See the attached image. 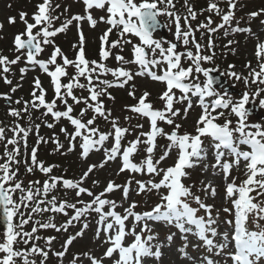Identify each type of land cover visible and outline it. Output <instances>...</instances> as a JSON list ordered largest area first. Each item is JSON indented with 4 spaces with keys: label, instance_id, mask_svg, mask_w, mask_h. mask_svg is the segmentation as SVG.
<instances>
[{
    "label": "snow or ice",
    "instance_id": "6c2138e0",
    "mask_svg": "<svg viewBox=\"0 0 264 264\" xmlns=\"http://www.w3.org/2000/svg\"><path fill=\"white\" fill-rule=\"evenodd\" d=\"M85 15H73L65 19L59 27L54 26L58 16H53L51 0H42L36 5V11L29 21L28 14L19 13L20 21L24 29L13 38L14 58L0 54V78L6 84H11L8 73L12 66L24 62L25 67L19 69L21 79L30 68H38L50 78V87L53 90L51 100L46 98V90L42 87L40 79L34 80L31 99L26 101L17 100L16 104L23 103V108L10 107L8 115L14 118L12 126H0V142H4L3 162H0V220L5 226L0 232V264H37L32 256L42 257L39 264H45L49 251L40 247L33 240H39L36 235L38 229H54L57 232L67 231L74 221L95 212L98 215L97 236L104 235V245H107L103 255L99 258L90 253H83L89 264H103L105 258L112 260V264H147L148 259L159 262L163 256L162 249L171 247L174 239L179 237L183 245L176 249L181 259L189 264H259L264 258V126L249 124L247 122V108L249 94L242 93L241 98L233 102L227 94L221 95L213 88L214 78L210 75L214 69L202 67V62L213 61V55H203L202 45L195 39L194 32L198 29L207 33H215L224 30L225 36L229 33H250L246 27H239L240 21L232 27L235 19L237 0H226L227 10H222L218 3L210 2L207 11L221 15V22L212 27L211 17L206 23H201L197 29H193L189 18L195 20L197 13L186 3L187 14L182 18L173 11V0H82ZM167 5V7H162ZM58 8L59 5H56ZM93 9L106 11V16H101L99 22L107 23L110 27L99 37V61L86 59V37L81 31V22H87L95 27L98 20L93 18ZM264 13L250 12L249 19ZM160 15H167L173 20L175 27V41H182L187 48L189 44L194 46L195 51L189 49L185 52L177 51V43L170 42L168 47L162 46L160 40L154 39V32L160 28L158 19ZM10 24L15 23V17H9ZM75 23L79 34L78 43L73 44L77 49L75 58L69 59L63 54L61 48L55 44V37L59 33L67 31L70 25ZM264 23V21H262ZM2 27V26H0ZM116 30L117 40H110L109 34ZM126 36L138 38L134 43ZM131 45L132 59L126 60L124 56L116 54L118 64H135L138 70L133 73L125 67H108L106 61L112 54V49ZM229 45L232 41L228 42ZM107 45V47H106ZM51 46L52 51L47 59H40V55ZM213 42L208 40L207 48H213ZM158 53V55H157ZM256 57L259 71L250 68V77H241L235 72L227 73L235 79H244L245 84H264V43L256 45ZM188 60L189 66L184 67L182 60ZM62 61V62H61ZM161 64L166 67L162 74H157L154 69ZM74 69V74L69 75L68 68ZM233 67L232 65L229 66ZM111 74L113 80L101 79L105 74ZM197 74V75H194ZM202 74L205 78L203 83L195 82ZM134 76H146L153 81L166 84L159 99L163 102L162 109H155L148 102L150 93L145 91L139 96L136 104L126 106V110L144 118L148 124L146 131H140L136 137L124 143L130 128L123 127L118 118H112L110 109L105 107L102 97L114 99L108 89L112 87H125L134 79ZM67 79V82H64ZM86 83H81V80ZM86 90L87 96H77L74 90ZM179 90L181 95L176 97ZM12 92L16 88L11 89ZM261 91L257 89V93ZM128 95L135 98V90L129 91ZM191 97H197L202 111L196 121L193 133H180V124L175 123L180 109L174 108L175 102H187L184 112L192 106ZM215 97L210 102L206 98ZM3 99L10 101L11 97L3 94ZM69 100L72 103H69ZM83 104L78 115H74V106ZM264 106V100L260 101ZM63 106L62 110L59 106ZM230 110L237 120L226 119L223 124L217 123L224 116V111ZM39 112L41 116L51 117L52 123L47 119L42 121L47 128H53L55 122L66 120L73 128L71 133L66 128L60 131L68 137V152H72L78 146L81 160L88 158L93 151H103V160L99 164H89L82 172L78 180L65 178L64 176L52 175L55 165H45L44 161L38 160V148L32 147L30 157L25 159V169L28 173L39 171L47 179L30 181L25 187L23 182L17 179L19 157L21 148L27 152L28 137L33 131L37 135V145L48 143L39 136L41 124L34 123L32 113ZM92 115L84 119L87 114ZM28 117L26 125L20 121ZM102 118L110 125V130L103 132L96 126V120ZM125 120L131 118L126 116ZM161 122L172 126L170 132H166L160 126ZM137 129H143V124L135 125ZM8 132L12 135L9 137ZM166 139L167 144L159 157H156V149L159 147L158 138ZM208 140V143H205ZM55 145L54 151L61 152L64 145L55 136L51 138ZM78 142V144H77ZM109 142L110 147H105ZM209 149L213 152L214 162L208 163ZM143 152L139 162H134L136 155ZM175 153L173 163L167 167H161V163ZM119 160L118 174L125 171L133 174H146L150 178L145 182L136 180L135 191L137 194H155L158 202L150 210L138 213L133 211L136 203L133 202L124 208L123 214L116 211L117 203L106 198V194L121 190L123 198L128 199L131 181L125 185H118L109 180L103 191L93 193L83 186L87 178L96 168H103L107 163ZM243 164L245 178L237 184L238 178H231V171L239 170ZM202 165V170L211 168L213 175L219 171L225 178L223 199L229 206L223 207L222 211L229 217L220 220V209H215L213 204H207L200 195L192 191L194 185H186L184 180L191 176L190 170ZM15 166V167H14ZM158 178V179H154ZM98 181H93L97 184ZM58 188H62L67 194L69 190L74 192L76 202L68 199L58 200L56 195H51ZM206 198L215 199L217 188L211 181L201 182L200 190ZM19 193L17 200L16 194ZM86 194L91 200L84 201L82 195ZM255 194V195H253ZM195 204L196 206H193ZM107 207V211L105 208ZM30 209V212L21 211ZM72 210L70 218L60 226L53 222L55 214L68 215L67 210ZM45 212L53 213L47 222L36 221L31 231H25L24 226L32 222L33 216ZM203 212V215L200 213ZM132 218V227L129 228L127 221ZM18 219V222H17ZM157 223L167 225L176 231H170L166 236V244L159 241V234L154 231L152 225ZM223 223L227 228L221 232L220 225ZM253 225L254 227H249ZM83 228L69 236L64 242V251L55 252L54 255L63 258L67 248L77 238L81 237ZM137 229H139L137 231ZM132 240L126 243L127 238ZM190 238L197 243L191 246L199 251L203 248L206 252L199 260L189 255L186 249L189 247ZM55 237H48L46 245H51ZM20 243L29 245L23 249L16 246ZM50 250V249H49ZM117 256L118 258L113 259ZM78 257L74 256L72 264H77Z\"/></svg>",
    "mask_w": 264,
    "mask_h": 264
},
{
    "label": "rangeland",
    "instance_id": "374dc122",
    "mask_svg": "<svg viewBox=\"0 0 264 264\" xmlns=\"http://www.w3.org/2000/svg\"><path fill=\"white\" fill-rule=\"evenodd\" d=\"M42 0H0V54L9 56L10 58H14V50H13V38L18 33V31H23L24 24L20 21L19 13L25 12L28 14L29 21L31 22V16L36 11V5L41 3ZM210 2H216L218 3L219 7L226 11L227 10V3L226 0H175V5L173 11L178 13L182 18L185 16L186 11V3L188 6H191L192 9L197 13V17L195 20H192L194 23L193 29H197V26L201 23H206L208 18L211 17L213 24L212 27H215L216 24H219L221 22V15H223V11L220 15H217L216 13L208 12L207 7ZM53 12V16H58L59 19L54 21V26L59 27L60 24L64 22L65 19L71 18L73 15H85L84 12V5L82 0H51ZM56 5H59L57 8ZM177 5V6H176ZM164 7H167V5H164ZM186 8V9H185ZM261 10H264V0H237V6L235 8V19L232 22V27L236 26V21H240L239 27H246L251 30L250 33H229V35L225 36L224 30H219L215 33H207L205 30L198 29L194 32L195 39L199 41L202 45L201 50L203 49V55H213V61L211 62H202V67L208 68V69H214L215 71L220 73V77L225 80V86H231L233 89H239L241 91V94H236L234 92L232 93H225L224 89L219 88L215 89L217 93H220L221 95L227 94L229 98L235 102L239 98H241L242 93L247 92L249 94V102L246 105L247 110H250V113H247V122L249 124H260L264 126V106L260 104L261 100H264V84H252L248 83L245 84L244 79L237 80L233 76L228 75L227 73L235 72L241 77H248L249 80H251V77L249 75L250 68L248 65H251V68L256 69V71H259L258 66V60L256 57V45L258 43H264V13L261 15L249 19L248 14L250 12H261ZM93 18L98 20V23L95 27H91L87 22H81V31L86 37V47L88 48L89 52L91 49H96L97 46L99 47L100 41L99 37L103 34L107 28L110 26L107 23L99 22V18L101 16H106V11L93 9L90 10ZM9 17H15V23L10 24L8 22ZM159 20L164 25V32L165 37L163 38L161 33L154 34V39H158L162 42V46L167 48L170 42H178L179 46L177 47V51L179 52H185L186 50H193L194 46L192 44H189L187 48L183 46L182 41H175V27L173 20L170 19L167 15H160ZM116 33V30H113V33ZM58 37L60 38L57 42V46L64 47L63 54L67 56V53H71L73 48V44L78 43L79 40V34L77 32V28L75 23L73 25H70L66 32L59 33L55 37V41L58 40ZM110 40H117L118 39V33L113 34L112 32L109 34ZM126 39H131L134 43H138V38L134 36H126ZM211 39L213 42V48L209 49L207 48L208 40ZM135 40V41H134ZM232 41V44L229 45L228 42ZM107 47V45H106ZM52 51L51 46H48L46 50L40 55V59H47ZM119 54L125 57L126 60L132 59L131 54V45H124L123 50L121 48L117 47L112 49L111 56L104 61V63L108 67H120L123 66L126 68V70H129L133 73H135L138 70V66L135 64H125L121 65L118 64L115 60V55ZM88 56V54L86 53ZM158 55V53H157ZM68 57V56H67ZM99 61V60H97ZM62 62V61H61ZM230 62H235L233 64V67L230 66ZM189 61L184 59L182 60V65L184 67L189 66ZM21 67H25V64L23 61L20 63L12 66V71L9 72L8 79L12 81V83L6 84L2 78H0V95L1 94H7L11 97L10 101H7L0 97V126H6L11 127L14 118L10 117L8 115V110L10 107L13 108H23V103L16 104L17 100L26 101L31 99V93L33 91V88L31 87L32 83H34V80L38 77L40 81L42 82L43 86H45L46 92L50 93L53 92L52 88L50 87V78L42 73L38 68L36 69H29L25 74H23V79H21V73L19 69ZM166 67L165 64H161L158 68L154 69V71L157 72V74H162V70ZM69 75L71 76L74 74V69L69 67L68 68ZM197 75V74H194ZM199 79L195 82L203 83L204 77L202 74H198ZM101 79H108L113 80L114 78L111 76V74H105L101 77ZM67 80V79H66ZM67 82V81H66ZM65 82V83H66ZM81 83H86L83 79L81 80ZM129 85V86H127ZM125 87H112L108 89L111 96L114 99H109L107 96L102 97L105 107L107 109L111 110L112 118H118L119 123L123 127L130 128V132L127 134L126 139L124 140V143L126 141L132 140L136 137V135L139 134L140 131H146L148 129V124L144 118H141L130 111L126 110V106H130L133 104H136L138 102V98L140 95H142L145 91L150 93V96L148 97V102H150L155 109H162L163 108V102L159 99L160 95L162 94L163 90L166 87V84L163 82H157L153 81L151 78L146 76H134V79L129 82ZM225 86H223L225 88ZM15 87L16 91L12 92L11 89ZM135 90V98L130 97L128 95L129 91ZM257 89H260L259 93H257ZM75 95L79 96H87L88 93L86 90H80L75 89L74 90ZM176 97H179L181 93L179 90H176L175 92ZM215 97L206 98V102H210L209 99H214ZM192 99V106L187 111V113L184 112V109L187 107V102L180 103L175 102L174 108L180 109L179 115L175 118V123L180 124L181 127L179 129V132L182 134L184 132L193 133L196 126V121L198 120L200 114H201V107L199 106V100L197 97H191ZM69 103H72L71 100H69ZM62 110V105L59 106ZM84 105L81 103L79 105L74 106V115H78L81 108H83ZM230 110L224 111V114L226 112H229ZM34 118V123L41 124L40 130H39V136L43 137L45 140L49 141L48 143H40L37 145V135L33 131L29 134L28 137V149L27 152L21 148V154H20V165L19 167L25 169L24 161L25 159L30 157V152L32 147L38 148V160L44 161L45 164L49 163H55L62 165L59 168L54 167L58 170H66V176L73 177L74 180H78L80 176L82 175V172L87 169L89 164H99L103 160V151H93L90 153L87 159L81 160L79 157L80 149L77 146L75 150L72 152H68V145L69 140L68 137L65 135V133H62L60 129L66 128L68 133H71L73 131V128L66 120H61L59 122L54 123L53 128H47L44 126L42 121L47 119V122L52 123L51 117H43L40 115L39 112L32 113ZM92 115L91 112L87 114V116L84 119L90 118ZM128 116L131 119L125 120L124 118ZM234 118H236L233 115ZM237 119V118H236ZM235 119V120H236ZM103 120V119H102ZM234 120V119H233ZM234 120V121H235ZM236 122V121H235ZM137 124H143V129H137L135 128V125ZM22 125H25L22 123ZM96 126L99 127V129L103 132H107L110 130V125L108 122L103 120V122L96 123ZM160 126L165 129L166 132H170L172 130V126H169L167 124H164L161 122ZM7 135L10 137L12 135L11 132H8ZM55 136L59 139L60 143L64 145V148L61 152L54 154V147L51 142V138ZM205 143H208V140H205ZM78 144V142H77ZM158 144L159 147L156 149V157L158 158L161 154L162 150L164 149L165 145L167 144V141L163 137L158 138ZM105 147H110V143L106 142ZM3 148H4V142H0V154H3ZM46 153L49 155V159H47ZM143 152L136 155L134 158V162H139L143 157ZM213 152L211 149H209L208 153V163L214 162L213 159ZM175 153L171 155L170 158L166 159L161 163V167H167L170 166L173 163ZM3 159L0 157V162H2ZM120 165V161L116 160L113 162H109L106 164L103 168H96L93 173L90 174V176L87 178L85 183L83 184L84 187L90 189L93 191V193H99L103 191V188L107 185V182L109 180L114 181L118 185H125L128 184L131 181V188L132 191L129 194V197L127 200L123 198V193L121 190H116L112 193L106 194V198L110 200H114L117 203L116 211L123 214L124 208L128 207L133 202L136 203V208L133 209V211L142 213L144 211L150 210L152 206L155 205V203L158 202L157 196L155 194H137L135 191L137 185L135 184L136 180L141 181H147L150 177L146 174H140V173H131L128 171H125L124 173L118 174V168ZM235 171H237L235 173ZM191 176L189 179L184 180V183L186 185H194L192 188V191L196 194L200 195L201 198L205 201L207 204H213L215 206L213 214L215 215V209H220V220L224 221L225 219H228L229 217L222 211L223 207L229 206V204L222 198L225 188L224 180L225 178L223 175L217 171L215 175H213V172L211 168H209L206 172L202 170V165L190 170ZM61 175V172H59ZM34 175H31V173H27V175L23 178V184L25 187L28 186L26 181H32L36 176L37 173H33ZM41 176V175H40ZM38 176V177H40ZM238 178L237 184L242 181L245 176L243 174V164L241 165V168L239 170L233 169L231 171V177ZM42 177V176H41ZM229 177V179H231ZM158 179V178H154ZM98 181L97 184H93V181ZM120 180V181H119ZM209 181L212 182V184L217 188V196L215 199L212 198H206L204 194L199 191L201 188V182L208 183ZM19 194V193H18ZM55 195H58L59 197H62L63 199H68L69 202H76V198L74 195V192L69 190L67 194L61 190V188H58L55 190ZM82 199L84 201L91 200V197L87 196L86 194L82 195ZM193 206H196L193 204ZM22 210V209H21ZM105 211H107V207L105 208ZM49 217H53V213L50 212ZM203 215V212L200 213ZM59 214H55L53 217V222L57 225H63L67 220L66 217L58 218ZM48 217V218H49ZM48 221V220H47ZM45 221V222H47ZM87 223L88 227L84 229V233L81 237H77L72 244L67 248V251L65 253V256L63 258L57 257L54 255L55 252L64 251L63 245L64 242L68 239L69 236H75L77 232H79L83 225ZM128 227H132V218H129V221L126 222ZM100 227L98 224V215L94 213L93 216L85 217L80 221H74L71 225L68 226L67 231H60L57 232L54 229L48 228V229H38V232L36 233L37 236L40 237V242H36L40 247L44 248L46 251H49L48 258L45 262V264H72L73 257H78L77 264H89V261L87 257H84L83 253H90L93 256H96L97 258L101 257L103 255V252L106 250L107 245H104V235L101 233L99 236H97V228ZM154 228V231L159 234V241L163 243L166 242V236L170 231H176L174 228H169L167 225H163L160 223H157L155 225H152ZM249 227H254L253 225H249ZM227 228V225H224L221 223L220 225V231L223 232ZM27 229V228H26ZM25 229V230H26ZM39 230L46 231V234L48 237H55V239L52 241L51 245H46L45 240L48 238L42 237V235L39 233ZM139 229H137L138 231ZM31 231V228L30 230ZM132 240V237L129 236L126 240L127 242H130ZM197 243L195 239L190 238V244L189 247L186 249V251L191 255L192 257L199 260V258L206 254L205 250L201 248L199 251L194 249L191 245ZM183 245V241L179 239L177 236L176 239H174L171 247H164L168 248L169 250H173L176 254L178 252L176 251L177 248L181 247ZM27 247H31L28 245ZM50 249V250H49ZM164 255V254H163ZM180 256V255H179ZM35 257V261L37 264H39V261L43 259L39 256H32L31 258ZM163 257V256H162ZM118 258L114 255L113 259ZM215 259L220 260L221 264H223V261L220 257H215ZM184 263H188L187 260L183 259ZM187 261V262H186ZM103 264H112V260L105 258L103 261ZM147 264H167L162 258L159 262H155L153 259H148Z\"/></svg>",
    "mask_w": 264,
    "mask_h": 264
},
{
    "label": "bare ground",
    "instance_id": "6f19581e",
    "mask_svg": "<svg viewBox=\"0 0 264 264\" xmlns=\"http://www.w3.org/2000/svg\"><path fill=\"white\" fill-rule=\"evenodd\" d=\"M162 251L164 254L162 259L167 264H186V263H184V260L181 259L179 254H176L173 250H169L168 248L167 249L163 248ZM262 259H263L262 263L259 262V264H264V258H262ZM187 264H189V262Z\"/></svg>",
    "mask_w": 264,
    "mask_h": 264
},
{
    "label": "water",
    "instance_id": "95a60500",
    "mask_svg": "<svg viewBox=\"0 0 264 264\" xmlns=\"http://www.w3.org/2000/svg\"><path fill=\"white\" fill-rule=\"evenodd\" d=\"M158 30H161V31H162V26H160V28H159ZM210 75L214 78V81H215V82H214V85L221 86V85L224 84V81H222V80L220 79L219 75L216 74L215 72H211ZM0 225H1V227H3V228L5 227V226L3 225L2 220H0Z\"/></svg>",
    "mask_w": 264,
    "mask_h": 264
},
{
    "label": "trees",
    "instance_id": "16d2710c",
    "mask_svg": "<svg viewBox=\"0 0 264 264\" xmlns=\"http://www.w3.org/2000/svg\"><path fill=\"white\" fill-rule=\"evenodd\" d=\"M18 263H19V261H18Z\"/></svg>",
    "mask_w": 264,
    "mask_h": 264
}]
</instances>
